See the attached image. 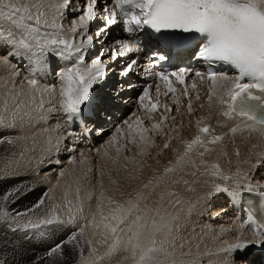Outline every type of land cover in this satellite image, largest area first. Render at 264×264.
Segmentation results:
<instances>
[{
	"label": "snow or ice",
	"instance_id": "1",
	"mask_svg": "<svg viewBox=\"0 0 264 264\" xmlns=\"http://www.w3.org/2000/svg\"><path fill=\"white\" fill-rule=\"evenodd\" d=\"M72 2L73 0H56L53 4L52 0H0V46H10L11 51L8 55L15 56L20 53L34 59L37 70L42 59L49 55L63 56L69 61L68 66L57 74L60 82L58 99L55 86L51 90L53 110L62 111L69 122L87 119L86 111L92 103L94 86L104 77L106 70L105 67H101L104 63L101 59L105 55L104 52H101L93 61V67L84 66L83 40L86 39L91 45L94 43V38L91 34H83V29L88 22L99 18L100 13H103L107 18L95 33L96 40H99L107 34L111 25L117 23V12L109 8L108 3H102V0H85L83 8L73 9L80 14L73 19V26L70 29L72 38H68L63 35L64 27L63 24L58 23V20L62 19V10L71 8ZM109 2L114 4L115 9H119L125 25L124 31L127 33L131 34L147 28L156 33L179 30L183 33L197 34L201 37L196 53L198 59L204 61L209 69L213 63L220 62L228 65L235 72V75L219 73L215 70L202 73L188 68H179L178 71L171 73L157 72L156 78L165 84L166 91L163 93L165 98L174 96L179 86H183L184 95L188 96L187 80L191 76L201 81L207 80L209 109L215 106L218 115L222 114L229 119L239 117L243 121L252 122L251 125L245 123V127L260 126L264 130V0H109ZM101 4L102 7L98 9V5ZM49 29L55 31L50 32ZM78 34L83 35L79 44L75 42V36ZM120 49L124 53L138 51L134 44L127 42H121ZM108 58L117 60L120 54L112 48L108 50ZM157 58L166 59L164 56ZM4 63L6 65L9 63L8 56H5ZM137 63L135 58H131L121 69L120 74L127 77L134 71ZM27 83L33 89L38 87V80L35 78L27 80ZM151 87V85L145 86L138 97L139 104L145 109L149 118L159 112L161 107L164 112L171 113L173 109L168 104H161L159 86L156 89L155 100L150 93ZM190 87L193 90L198 89L195 80ZM196 99H200L198 92ZM187 111L189 114L193 112L191 102L188 104ZM166 119L167 116H162V121ZM125 124L128 128L125 134L126 139L129 143L137 144L138 147L146 146L150 142L146 133L162 131V123L152 124L149 129L143 127L144 121L140 118H137L135 126L128 121H125ZM200 125L201 121L198 120L199 132L212 134V139H202L200 135H197L190 142L185 141L184 153L178 155L176 160L177 166L191 162L189 153L196 146H204L206 143L214 144L223 139L221 135H216L209 125ZM230 130L237 131L236 128ZM67 135L74 136V130ZM60 140V137L56 138L57 146ZM0 142L12 143L11 140ZM163 147L168 149L169 143L166 142ZM66 150L75 151V147ZM207 150L205 148V151ZM119 152L120 149L117 148V153ZM200 155L203 156V153L201 152ZM55 163L59 164L60 161L57 160ZM212 169L210 175H220L218 165H212ZM175 170L174 166H169L164 169V172L171 173ZM59 175L64 176L65 173L61 171ZM151 184L150 180L143 187L148 188ZM21 194L23 193L20 188L0 193V218H3V222L10 231L14 233L22 231L29 239L31 238L29 233L36 232L44 236V232L37 230L54 224L71 229L77 221L74 213L81 215L84 213V201L80 198L79 187L75 192L77 199L75 206L73 201L67 199V191L64 194L66 206L55 202L46 203L52 199L50 190H46L34 204L23 211L7 207L9 204H15ZM205 195L207 198L226 195L233 203L240 198L237 188L220 185H216ZM129 197L123 202H118L106 198L104 191H101L95 211H92L89 205L91 215L89 224L99 230L94 231L93 235H99L102 238L100 242L107 245L105 256H111L114 252L123 249L131 253L133 264H162L160 256L167 258L171 255L166 244L171 243L175 237L179 216L160 207L149 210L145 204L142 208L141 203L147 199L142 191H136L134 195L130 193ZM84 199L92 201L93 192L85 191ZM106 199L107 204L112 206L108 207L107 211H105ZM176 203L180 202L176 201ZM57 210L63 212L67 219L62 218ZM29 216L34 218L25 219ZM84 219L87 220L88 217L84 216ZM244 223L242 220L241 224ZM247 225L252 229V239L245 238L240 231L235 234L237 236L235 241L228 242L219 249L221 255L231 258L230 264H235L237 254L245 251L250 245L260 243L264 247V220H260L250 212ZM83 235L84 228L69 230L58 242L52 244L40 259L53 258L58 254L62 256L67 245L80 249ZM158 237L162 239L158 240ZM88 244L91 247L93 241L89 240ZM93 251H95L94 248ZM82 252L81 249V255ZM0 264H7L3 255H0ZM53 264L56 262L53 261Z\"/></svg>",
	"mask_w": 264,
	"mask_h": 264
},
{
	"label": "bare ground",
	"instance_id": "2",
	"mask_svg": "<svg viewBox=\"0 0 264 264\" xmlns=\"http://www.w3.org/2000/svg\"><path fill=\"white\" fill-rule=\"evenodd\" d=\"M84 1L73 0L71 10L69 9L70 11L66 13V10H62V19L58 20V23L64 24L63 35L68 38H72L70 31L73 26L72 21L80 14L73 9L80 8V4ZM104 1L107 3V0ZM52 3L55 4L56 0H52ZM98 6L100 7V5ZM106 18V16H102V13H100L99 18H94L88 22L83 29V34H91L94 38L93 44L89 45L87 41L84 43L83 50H88L89 54H84L82 50V55L85 58L84 66L87 68L93 67L94 59H92L93 56L91 53L93 52L94 44L95 46L97 45V48L103 45L106 48L105 52H107L110 46H114L117 51L120 49V43L122 41H120V27L118 25L114 24L109 27L108 32L111 31V36L108 38H111L110 40L107 37L106 39L105 37H101L99 40L95 38L97 29L101 27ZM89 24H92V28L90 29ZM48 31L52 32L55 30L49 29ZM82 37V34L76 35L75 42L77 44L81 43ZM110 41L116 42L110 45ZM10 51V46H0V137L4 135L8 137L10 135H17V139L13 142V148L8 149L5 155L0 158V174L2 173L0 178L4 177L6 172L13 174V176L26 174L29 177L30 175L37 177L38 175L42 179L40 180L38 178L40 180L39 183L41 185L43 184L40 187L47 186L50 190V196L52 197L50 200L51 203L55 202L58 205L66 206L67 202L64 199L65 192L67 191L68 193L67 199L73 201V198H76V189L78 186L81 188V184L80 181H75L77 165L71 166L64 176H56L55 173L57 170H54L55 167L60 166L62 164L61 162L66 159V153L64 152L66 150L63 148L77 146L76 148H81L85 154L91 155L90 145L88 143L87 146L82 144L79 137L78 141L75 132L74 136L67 135L71 131L67 128L64 121V113L53 110L51 90L55 86L58 99L60 82L57 74L68 66L69 61L63 56H57L55 54L49 55L42 59L37 70L34 59L26 55H21L20 53H17L15 56H10L8 55ZM119 54L120 58H123L122 62H118V59L112 61L109 59L105 60L103 65H101V67L111 69L110 71L107 70L112 72L105 71L104 77L95 84L93 89V94L95 93L94 95L97 98L94 106L106 118L109 114L104 113V111H113L114 113L123 112L124 115L126 112L125 107L132 106L134 101L133 97L137 95V89H139L138 82L140 80L139 78L133 77V73H131L128 78H131L129 79L130 83H133L129 87L133 88L132 96L128 97L129 88L119 90L118 97L121 98V102L120 104L117 103V97L113 94V91L118 87H123V85L120 86L121 84L129 85L122 80L120 72L130 60L132 53ZM5 56H8L9 60L7 65L4 63ZM21 60L23 61V65H18ZM87 61L92 62L87 64ZM52 71L54 72L52 73ZM115 71L118 74L116 77L112 76L115 74ZM33 78L38 80V87L36 89L31 88L27 83V80ZM104 79L108 81L112 80L113 83L110 88L105 86V83H103ZM116 79L120 81L117 82ZM193 80L198 85L197 90H193L190 87ZM187 84L189 86L188 96L184 95L183 87L177 88L175 95H170L168 98L163 96L165 91L162 90L160 85L152 86L150 89L151 96L155 100L157 96L156 89L159 86L161 104L166 103L172 109L177 108V113L182 114L178 115L179 119L180 117L184 118H181V121L179 120V122H182V125H179L180 127L176 129L169 128L168 125L165 127L162 124V127L166 128L163 135L165 143L172 144L169 150L167 149V156L166 154L165 157L163 154H159L161 155L160 158L162 157L159 160L156 153H154L157 151H154L155 148L159 149V143L162 144L160 148L162 147L161 149L163 151V138H157L158 140L152 143L149 142L146 146H137V149L135 148L136 153H133L131 156L129 155L131 158L128 156L129 158L127 159L129 161L126 159L128 162L122 160L126 162L124 165L120 164L121 160H117L116 157H113L114 160L112 161L110 158L111 149H104L101 154H103L105 162H109V166L106 168L111 169V166L121 168L122 176L120 174L115 175L116 179H113L111 177L115 173L109 170L103 177L104 186L102 190L106 198H111L118 202L129 199L130 193L134 195L136 191H142L147 197L141 203L142 208L145 204L149 210L160 207L173 215L179 216L175 237L171 243L166 244V247L171 253L168 257L181 259L177 264H221L225 260L222 261L224 256L219 253V249L225 246L230 240L235 241L237 239L235 235L237 232L242 231L245 238L251 237L252 239L253 235L246 228L238 225L235 219L230 216L223 195L207 198L205 194L213 190L216 185L237 188L239 192L249 187L264 191V135L260 126H244L245 123L251 125V121H243L239 117L229 119L222 114L218 115L215 106L209 109L207 101L209 82L207 80L201 81L199 78L191 77ZM197 92L200 96L199 100L196 99ZM189 102L193 106V112L191 114L187 111ZM92 104L93 101L88 107ZM162 109L161 107L160 112L165 116L166 112ZM168 114L166 113V115ZM93 115L96 118L97 125L100 126L98 129L103 128V122L101 120L104 117H101V115L99 117L96 110H93ZM140 119L143 121L148 120L146 119V113L141 112ZM198 120L201 121L200 126L204 124L209 125L214 130V133L221 135L223 139L214 144L206 143L204 146H196L189 153L191 162L177 166L176 160L178 155H183L184 153L185 141L190 142L197 135H200L202 139H212V134L199 132V128L197 127ZM117 123L118 121L114 122L108 128H112ZM86 127L90 128V122L86 124ZM108 128H104L102 133L97 135L98 137L96 136L92 142L95 143L96 139L102 136ZM232 128H236L237 131L232 132L230 130ZM156 134L158 135L159 133L154 132V138ZM160 134H163L162 131ZM57 137L61 138L58 146L56 144ZM116 142L115 140L114 143ZM205 148L208 150L205 151ZM158 151L157 153H159ZM201 152L203 156L200 155ZM57 160L60 161L59 164L55 163ZM42 161L43 163H41ZM117 161L120 162L116 163ZM159 162H162L164 165L161 166ZM214 164L219 166L220 175L212 176L209 174L213 170L212 165ZM169 166H174L176 170L171 173H165L164 169ZM10 177L12 176L10 175ZM157 177L159 178L158 180L156 179ZM224 177H227V179H224ZM38 179L31 180L36 182ZM125 179L127 180L124 182ZM150 180L152 184L148 188H144L143 185ZM100 194L101 192H98V196ZM80 198L81 200H86L84 199V193L81 191ZM50 201L48 202L49 204ZM176 201L180 203H176ZM76 203L77 200L73 203V206ZM96 203L93 206L90 205L92 211H95ZM221 205H225V207ZM108 207L112 206L107 204L106 199L105 211H107ZM57 211L62 218L67 219V216L63 212L60 210ZM74 214L77 216V221L71 229L67 226L60 227L54 224L50 227H42L40 229V231L42 230L45 233L44 236H40L35 232V235L29 233L28 235L31 236L30 239L26 238V234L22 231L15 233L10 231L3 222V218H0V249L4 250L5 248L6 251H4L11 254L12 261H9V264H53V261L56 262L59 254L53 258H40L44 256L52 244L58 242L69 230H77L78 228H84V233L88 241H93L91 247L87 243V248H90V252L88 251L89 253L85 256L79 253L78 256H75V260L71 259L67 262L60 261L56 262V264H133L131 253L123 249L114 252L111 256L104 255L107 245L100 242L102 238L99 235H93L94 231L98 232L99 230L94 229L89 224L91 215L88 205H84L83 215L80 213ZM150 214L154 213L150 212ZM84 216H87L88 219H84ZM232 227H235V231ZM159 239H162V237H158ZM255 239L258 240L259 238ZM83 247L85 248V246ZM93 248L95 251H93ZM2 254L3 252L0 251V255ZM252 256H249L246 250L243 251L241 256L243 261L241 264H261L259 257L252 258ZM97 257L103 258L100 259ZM164 259L165 257L161 255L160 260L163 261Z\"/></svg>",
	"mask_w": 264,
	"mask_h": 264
},
{
	"label": "rangeland",
	"instance_id": "3",
	"mask_svg": "<svg viewBox=\"0 0 264 264\" xmlns=\"http://www.w3.org/2000/svg\"><path fill=\"white\" fill-rule=\"evenodd\" d=\"M103 2L106 3L104 0H102V3ZM84 3H85V1L82 2L79 7L80 8H83L84 5H85ZM107 3H108L109 8H112L113 10L117 11V9H114V4L110 3L109 0H107ZM100 7H102V5H100ZM100 7L98 6V8H100ZM69 9L71 10V8H69ZM69 9H66L65 12L67 13V11H70ZM102 16H105V15H103V13H102ZM89 25H90L89 26V29L92 28L91 27L92 24H89ZM89 29H88V32H89ZM94 29H95V25H94ZM107 34H109V35H107ZM107 34L105 36H102V37L103 38L105 37V39L107 37V39L110 40L111 38H108V37L111 36V31L107 32ZM82 39H83V37L81 38V40ZM83 42L86 43V39H84ZM115 42L116 41H112V42L110 41V45L111 44L112 45L115 44ZM110 45H108V46H110ZM95 47L97 48V45L95 46V44H94L93 52L91 53L92 56H93L92 59H94V60L100 55L101 52H105V50H106V48L103 47V45H101L100 47L98 46L97 50H96ZM108 48L109 49H112V48H115V47L114 46H110ZM108 50H107V52H105V55L103 57H101V59L103 61L109 60V58H108ZM119 50L117 52H119ZM83 52H84V54L86 53V55L89 54L88 53V50H83ZM122 59L121 58L118 59V62H122ZM92 61H90V62L87 61L88 62L87 64H90ZM107 69L108 68H106V70H105L106 72L109 70V69L108 70ZM53 72L54 71H52V73ZM111 72H109V73H111ZM141 94L142 93H140L138 91L137 95L135 97H133L134 101H133L132 106L125 107L126 108V112L122 116L121 120L118 121V124L117 125L115 124V126L113 128H110V129L108 128L106 130V132L103 133L102 136H100L99 138L96 139V141L94 143L95 144L94 147H92L90 149V154L91 155H87V153L85 154L84 150H81V148H76L77 146H74L75 147V151L66 150V149H71L72 148L71 146L70 147L68 146V148H63V149L66 150V151H64L66 153V155H65L66 159L61 162L62 164H60V166L55 167L54 170H57V172L55 174H56L57 177H59L60 176L59 173L61 171H63L64 173H66L68 171V169H70L71 166L77 165L76 172H75L77 175H75V181H80L81 188L78 186L79 189H80V191L83 192V193H85V191H92L93 192V199H92V201H90V202L88 201L87 202L86 200H83L84 201V205H88V206L89 205H92L93 206L97 202V199L99 197L98 196V192H101L102 191V188L104 186L103 185L104 184L103 177L105 176V173H107L109 170H112V172L115 173L111 177L113 179H116V176L115 175H119L120 174V176H122L121 175L122 174L121 173V171H122L121 168H117V167L115 168V167H112V166H111V169H107L106 168L107 166H109V162H105V158H103V154H101V152L104 151V149H106V148L107 149L108 148L111 149L110 150V158H111V160L113 161L114 160L113 157H116L117 160H121V162L120 161H117L116 163H119L120 162V164H122V165H124V163H126V162L129 161V159H127V158H129L131 155H133V153L134 154L136 153L137 144H135V143H129L128 140L126 139V135L125 134L127 133L128 129H127V124H125V121H128V123L133 124L135 126V124H136L135 122H136L137 118H140V113L141 112L142 113L143 112L146 113V111L144 110V108L138 102V97ZM96 108L97 107L94 106V110H96L97 115L100 117V115L102 113H100L99 110H97ZM176 109L177 108H174L173 111L171 113H169L168 115H166V113H165V116H167V119L166 120H163V121H162V116L164 114L162 112H160V111L157 112L156 114L152 115L151 118H149L148 114L146 113V119H148V120H146V121L144 120L143 127H147L149 129H151V125L152 124H156V123H162L165 127H166V125H168L169 128H174V129L180 127L179 125H182V122H179V120L181 121V118L182 117H180V119H179L178 115H182V114L181 113L178 114ZM197 113H199V112H197ZM172 114H173V117H175V120L173 119ZM101 117H103V114L101 115ZM172 119H173V121H172ZM182 119H184V118H182ZM164 130H166V128L162 127V133L163 134H160L161 131L157 132L159 134L158 135L157 134L155 135V138L156 139L154 138V132L153 131H150V132L146 133V135L150 138L149 140L152 143L153 141H156L159 138H163V135L165 133ZM16 136L15 135H10L8 137V136L4 135V136H2L3 138L0 137V140L1 141H7V140H11L12 141V143L0 142V158H2L5 155V153L7 152L8 149H12L13 148V142H14V140L17 139ZM76 138L79 141L78 137H76ZM115 140L117 141L116 143H114ZM109 141H113V143L110 144ZM137 141H138V139H137ZM162 143L165 144L164 138H163V142ZM161 145L162 144L159 143L158 144V148L159 149H156V148L154 149V151L155 150H157V151L160 150V151H158L159 153H157V151L156 152L153 151L154 153H156V155H157V157H158L159 160L162 159V157L160 158V156L162 154L164 155V157H165V154L167 156V151L169 150V148L171 147L172 144L170 145V143H169L168 150L164 148L163 151L161 149L162 147L160 148ZM117 148L120 149V152L119 153H117ZM134 149H135V151H134ZM159 154H161V155H159ZM48 155H49V153H48ZM83 158H84V160H83ZM120 158H122V159H120ZM85 159H86V161H85ZM126 159L128 161H126ZM122 160H125L126 162H123ZM81 161H83V163ZM116 163L114 162V164H116ZM159 164L161 166L164 165V164H162V162H159ZM56 168H58V169H56ZM6 173H5V176L4 177L0 178V180H1L0 181V187H1L0 188V193H3L5 191H7L9 189H13V188H20L22 190V193H23V194L20 195V198L17 200V202L15 204L7 205V207L15 208V209H18L20 211H23L26 208H29L32 204H34L40 198L41 194L44 191L49 190V188H47V186L46 187L45 186L44 187H40L43 184L41 185V183H39V181L42 180V179H40V177H38V175H37V177H34L33 175L32 176L30 175V177H29L26 174H22V175H18V176L17 175L13 176V174H11V173H8V172H6ZM1 175H2V173L0 174V177H1ZM10 175L12 177H10ZM106 177H108V176H106ZM3 178H5V179H3ZM35 178H37V179L39 178L40 180L38 179V180H36V182H33L31 179H35ZM126 180L127 179H125L124 182ZM29 189H31V191H29ZM76 200H77L76 198H73V203H75ZM49 201H47L46 203H48ZM50 204H51V201H50ZM221 206L222 207H225V205H221ZM28 218H34V217L29 216V217H26L25 219H28ZM21 223H23V221H21ZM232 229L235 231V227H232ZM38 231H40V229ZM31 235H35L34 232H32ZM86 238H87L86 237V234L84 233L83 238L80 241V249H75L73 247V245H67L64 248V250H63V255L62 256L58 255V258H56V262H60V261L67 262V261H69L71 259L72 260H75L76 259L75 256H78L79 253L81 254V249L83 250L82 255L83 256L87 255L90 252V248L89 247L87 248L88 238L87 239ZM248 238L251 239V237H248ZM229 242H233V241L230 240ZM83 246H85V248ZM4 250L6 251L5 248H4ZM4 250L3 249H0V251L3 252L2 255L7 260V264H9V261H12L11 260V254H9L8 252H7L8 253L7 254ZM18 252L21 254L20 251H18ZM242 254H243V252L237 254V257H236V260H235V264H239V262H240V264L242 263V261H243V259L241 257ZM225 257L226 256H224V259L222 260V261H224V260L225 261L222 262L221 264H230V259L231 258L230 257H226L225 258ZM252 258H258V256L257 255H253ZM180 260L181 259L180 258H177V257H168V258H165L162 261V263H166V264H177Z\"/></svg>",
	"mask_w": 264,
	"mask_h": 264
}]
</instances>
